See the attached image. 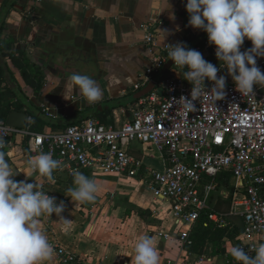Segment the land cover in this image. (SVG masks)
<instances>
[{
  "label": "crops",
  "instance_id": "crops-1",
  "mask_svg": "<svg viewBox=\"0 0 264 264\" xmlns=\"http://www.w3.org/2000/svg\"><path fill=\"white\" fill-rule=\"evenodd\" d=\"M169 4L171 7L163 11L165 0H160L159 9L153 0H0V96H4L0 97V109L17 101L21 109L11 105V110L27 111L35 132L60 130L89 117L115 125L130 120V110L139 100L153 91L163 94V90L157 91L161 75L153 74L143 82L149 60L143 46L144 26L152 21L160 45L183 42L193 49L207 37L203 30L188 25L186 0H169ZM251 47V41L245 39L241 51ZM209 57L216 55L207 53L205 60ZM261 60L264 57L256 58L257 66ZM220 63L212 62L217 67ZM185 70L172 66L164 73L183 76ZM74 73L93 78L103 91L102 99L88 103L69 79ZM152 82L151 90L138 97ZM26 151L27 138L11 133L5 152L15 174L13 179L34 181L49 190L57 203H65L62 216L71 220L70 225L53 214L40 218L42 227L52 245L79 255L87 264H135L134 248L141 235L159 241V263L174 259L195 264L200 255L209 254L210 261L201 264H226L225 248L239 240L242 220L229 215L231 219L224 227H230L231 236L221 237L220 243L207 242L201 252L190 250L188 244L181 250L179 234L184 227L174 223L168 204L154 199L141 183L144 170L127 177L83 169L81 173L95 180L98 192L95 201L78 202L68 192L75 187L74 177L57 170L51 181L40 176L27 166ZM128 151L151 169L161 170L165 165L163 157L148 145L133 142ZM226 182L219 183L213 192L219 190V196L211 193L209 205L218 198H228L225 194L232 188L230 177ZM124 194L133 201L126 219L124 205L118 204ZM45 264L60 263L54 253Z\"/></svg>",
  "mask_w": 264,
  "mask_h": 264
},
{
  "label": "built area",
  "instance_id": "built-area-1",
  "mask_svg": "<svg viewBox=\"0 0 264 264\" xmlns=\"http://www.w3.org/2000/svg\"><path fill=\"white\" fill-rule=\"evenodd\" d=\"M29 11H27L28 17ZM152 21L144 26L143 46L149 55L143 75L146 82L158 73L168 61L170 45L159 44ZM204 59L215 55V46L208 38L196 44ZM217 76L226 77L225 96L221 100L202 94L194 112H186L177 101L181 96L190 98L191 84L183 76L164 73L159 84L163 94L153 91L131 108V119L120 125L105 124L94 117L65 126L60 130L35 132L30 128L32 117L27 115L23 128L9 126L0 118V136L5 140L6 151L11 133L27 138L26 164L43 153H51L53 159L62 162L57 171L74 177L75 171L89 169L98 174L137 176L145 171L142 179L154 199L168 204L174 223L182 225L179 234L181 250L190 244L189 229L200 214L209 208V198L218 187L217 175L230 174L232 189L226 214L238 215L242 220L239 240L225 248L226 264H239L231 255L233 247H242L249 255L264 243V93L255 85L254 95H242L226 68ZM173 67H177L173 65ZM264 72V60L258 62ZM207 90L213 82H205ZM46 113V109L42 107ZM139 142L152 147L164 160L161 170L146 167L141 159L128 151V145ZM32 170V169H31ZM27 183H34L25 180ZM42 186V185H41ZM49 196L55 197L42 186ZM208 219L218 226H225L222 214L208 213ZM168 237L167 233L159 232ZM60 264H87L79 255L53 244ZM211 255L203 254L195 264L210 261ZM159 264H181L166 259Z\"/></svg>",
  "mask_w": 264,
  "mask_h": 264
},
{
  "label": "clouds",
  "instance_id": "clouds-1",
  "mask_svg": "<svg viewBox=\"0 0 264 264\" xmlns=\"http://www.w3.org/2000/svg\"><path fill=\"white\" fill-rule=\"evenodd\" d=\"M159 9L160 0H153ZM167 10L171 7L165 0ZM189 14L188 25L207 33L208 41L215 46L216 58L231 76L236 90L242 95H254L255 85L264 87V72L257 66L256 58L264 57V0H186ZM161 11V12H163ZM174 18V13L170 12ZM245 39L252 47L241 51ZM168 57L174 65L186 69L183 79L191 84L190 98L181 96L182 109L196 110V101L202 94L210 99L221 100L225 96L226 77L217 76L216 65L204 59L203 55L183 42L170 45ZM69 79L78 87L88 103L102 99L103 91L88 75L74 73ZM213 82L210 90L205 81ZM57 81V85L60 84ZM5 140L0 136V264H45L54 254L41 217L55 214L65 225L71 220L64 218L65 203L56 202L37 183L15 181L13 169L6 160ZM33 172L53 180V172L62 162L53 159L51 153L41 152L29 160ZM74 185L68 192L73 201L93 202L98 185L95 180L75 171ZM159 241L154 236L141 235L135 244V264H159ZM249 255L242 247H233L230 255L239 264H264V243L253 249Z\"/></svg>",
  "mask_w": 264,
  "mask_h": 264
},
{
  "label": "trees",
  "instance_id": "trees-1",
  "mask_svg": "<svg viewBox=\"0 0 264 264\" xmlns=\"http://www.w3.org/2000/svg\"><path fill=\"white\" fill-rule=\"evenodd\" d=\"M0 97L2 98L4 96L1 94ZM11 105L15 109H21V107L19 106L20 104L17 101L11 103ZM11 105H6L4 106V108L2 107L0 109V118H5L7 112L11 110ZM228 177H230V174H219L217 175V180L219 183L227 185L226 181ZM231 189L232 188H230V190ZM229 203L230 197L226 199L218 198L213 205H209V208L200 214L199 218L192 225V229L189 232V238L191 242L187 247H189L190 250L201 252L203 246L207 242L216 243L223 236H231L230 227L218 226L217 224H214L211 220H209L207 216L210 211H215L222 214L225 220L228 221V219H231V216L226 214L228 211Z\"/></svg>",
  "mask_w": 264,
  "mask_h": 264
},
{
  "label": "water",
  "instance_id": "water-1",
  "mask_svg": "<svg viewBox=\"0 0 264 264\" xmlns=\"http://www.w3.org/2000/svg\"><path fill=\"white\" fill-rule=\"evenodd\" d=\"M208 38V36L206 37ZM174 65V62L170 59H168V61L163 65L162 69L156 73L161 75V77L164 75V72L166 70H169L170 68H172V66ZM155 83H150V86L146 87L144 90H142L141 92H139L138 97H142L144 95H146L151 88L154 86ZM259 86V85H257ZM162 88H157V91L162 93ZM258 92L260 94L264 93V87H260V89L258 90ZM50 115V114H49ZM26 117H27V111H18V110H11L7 117H6V123L9 126H13L16 128H23L25 126L26 123Z\"/></svg>",
  "mask_w": 264,
  "mask_h": 264
},
{
  "label": "rangeland",
  "instance_id": "rangeland-1",
  "mask_svg": "<svg viewBox=\"0 0 264 264\" xmlns=\"http://www.w3.org/2000/svg\"><path fill=\"white\" fill-rule=\"evenodd\" d=\"M207 61H209V62H217V61H219L216 57H209V58H207L206 59ZM148 86H150V84H147L146 86H144V88H143V90L146 88V87H148ZM103 178H107V177H103ZM139 189H141L140 188V186H141V183H138V185H136ZM145 195H147L148 197H149V195L147 194V192H146V194ZM213 195H220V191L219 190H217V192L216 193H212V196ZM130 195L129 194H124V196L123 197H120L119 198V200H118V204H120L121 206L122 205H124V219H126L125 217L128 215H130V213H128L127 214V211H131V208L133 207V201L132 200H130ZM117 203V202H116ZM132 206V207H131ZM135 211H137V209L135 210ZM145 217H147V216H145ZM125 221V220H124ZM216 240V239H215ZM216 243H220V242H216Z\"/></svg>",
  "mask_w": 264,
  "mask_h": 264
}]
</instances>
